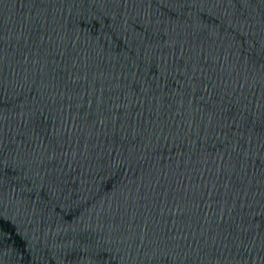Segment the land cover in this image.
Segmentation results:
<instances>
[{"label":"water","instance_id":"obj_1","mask_svg":"<svg viewBox=\"0 0 264 264\" xmlns=\"http://www.w3.org/2000/svg\"><path fill=\"white\" fill-rule=\"evenodd\" d=\"M0 264H264V0H0Z\"/></svg>","mask_w":264,"mask_h":264}]
</instances>
